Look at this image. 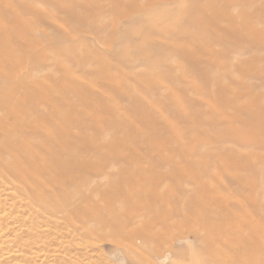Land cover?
<instances>
[{
    "label": "rangeland",
    "instance_id": "rangeland-1",
    "mask_svg": "<svg viewBox=\"0 0 264 264\" xmlns=\"http://www.w3.org/2000/svg\"><path fill=\"white\" fill-rule=\"evenodd\" d=\"M5 2L11 8H4V23L0 21L8 31L6 21L14 8L31 24L29 34L14 27L23 40L9 50L21 79L46 82L53 98L64 100L65 110L71 107L72 114L81 115L86 105L72 91L71 80L90 97L93 108L105 110L99 129L94 120L84 121L87 134L100 140L95 154L82 147L81 156L98 165V170L83 173L91 185L110 191L111 177L112 187L119 184V190H130L125 180L148 188L162 177L159 191L170 193L179 205L198 197L200 186L210 189V256L196 234L184 233L171 244L177 258L168 243L154 255L153 264H264V143L254 141L264 142V131L255 123L264 118V0ZM2 80L0 75L2 87L9 85ZM62 85L68 87L65 97L57 88ZM176 102L179 113L173 111ZM147 111L156 122L148 131L137 121L149 123ZM104 122H115L117 128ZM131 130L134 142L125 140ZM242 139L250 143L244 145ZM111 141L116 142L113 152L105 144ZM2 181L0 198L6 196L8 202L2 198L0 209L9 218L0 226L9 227L0 264H134L136 257L127 247L111 239L84 240L81 225L75 231L62 216L48 221L41 207L24 197L15 200L17 194L6 188L12 185ZM76 185L70 181L65 188L73 193ZM223 228L228 231L220 239L216 231ZM9 252L13 256L4 260ZM40 253L43 257H35Z\"/></svg>",
    "mask_w": 264,
    "mask_h": 264
},
{
    "label": "bare ground",
    "instance_id": "bare-ground-1",
    "mask_svg": "<svg viewBox=\"0 0 264 264\" xmlns=\"http://www.w3.org/2000/svg\"><path fill=\"white\" fill-rule=\"evenodd\" d=\"M43 1L46 4L48 3V0ZM9 5V2L4 3V0H0V18L4 17V8ZM30 9V7L25 6L26 11ZM12 12L13 16L10 20L8 22L5 20L9 24L10 31L7 30L5 25L1 24L2 20L0 19V75L3 76L1 82L3 85L7 81L13 83H9L5 87L0 85V179H3L2 184L8 185L7 183H10L13 186V188H11L12 186L9 187L10 185L5 186L10 189V192L13 191L17 194V199L13 198L18 200L19 196L24 197L34 205L41 207L48 215V221L62 216L61 219L73 223L75 229L77 224H80L79 231L84 240L102 241L111 239L113 244L127 247L132 253L131 255L136 257L134 258V264H153L154 255L159 256L161 246L168 243L170 252L177 258V252L173 250L171 244L176 239L182 238L181 235L184 233L196 234L199 238L198 241L202 243V248L210 256V189L207 186H200L202 192L198 197H192L189 203L185 205L180 203L179 205L171 201L170 193L159 191L158 183L163 181L162 177L157 179L156 185H150L148 188L142 186L141 183L133 184L132 181L125 180L124 185L130 190H124V188L119 190V184L112 187L111 181H113V178L111 177L107 178L110 183V191L101 192L98 184L91 185L92 181L85 177L83 173L88 169L98 170V165L82 157L81 152L83 151L82 147L85 148L86 146V148L90 147L89 153L95 154L99 151L97 142L100 140L87 134L85 130L87 126H85L84 121L87 118H90L91 121L94 120V128L99 129L100 122L98 118L102 112L105 113V110L93 108L89 101L90 97L80 85L71 80L72 91L78 96L79 102L86 105V111L81 115L72 114L71 107L65 110L62 107L64 100L53 98L46 82L42 80L31 82L21 79L23 78L19 74L21 70L10 62L11 54L9 50L12 44L23 40L22 35L18 37L14 34V27L22 34H29L32 30L30 29L31 24L21 19L20 14L16 12V8L12 9ZM20 19L22 27L18 24ZM14 79H17V81L13 82ZM106 79L115 82L114 78ZM150 81L152 82V80ZM67 82H69V79H67ZM57 88L62 90L60 92L61 97L68 94V87L62 85ZM21 89L27 91L19 93ZM196 90H198L197 87ZM48 107L51 110L50 114H48ZM179 109L180 106L176 102L173 111L179 113ZM146 117L150 118L149 123L137 121L141 130L148 131L156 122L150 111L146 112ZM255 123L264 131V118H256ZM104 125L113 127V129L117 128L115 122H104ZM75 130L80 131L79 135L75 134ZM125 140L134 142L135 131L131 130L126 135ZM151 140L149 138L146 141ZM120 141L123 142V140ZM249 141V139H242L241 143L246 145L250 143ZM254 141L257 144L264 143L258 139ZM115 143V141L105 143L108 151L113 152ZM249 171L252 174L255 173L252 168ZM70 181L78 182L76 191L73 193L65 188ZM58 187L61 188V192L57 193L55 189ZM6 193L4 194L6 195ZM4 197L0 198V201H2L0 203H5L6 196ZM9 197L7 195V198ZM131 204L132 206H130ZM173 204L175 206H172ZM7 214L0 209V225L6 223L7 218H9ZM14 223L12 225L16 226ZM134 225L138 226L131 228ZM6 227L0 226V247L8 238L5 236ZM224 229L228 231V228L216 231L220 239H224L222 237ZM124 241H126L125 244ZM239 241L244 245V248L246 246L245 249H248L246 241L243 239H239ZM51 245L53 246V244ZM52 246L51 248H53ZM55 251L56 254L58 251ZM43 253L42 255L47 256V253L44 251ZM48 253L50 252L48 251ZM10 254V252L7 253L4 260L13 256ZM13 254L20 256V252ZM36 255L43 257L41 253L35 254V257ZM245 255L238 260L244 259ZM55 258H57V255ZM50 259L51 257L48 258V262L51 261ZM55 260L57 261V259ZM88 260L91 261V259ZM95 262L93 259V263Z\"/></svg>",
    "mask_w": 264,
    "mask_h": 264
}]
</instances>
